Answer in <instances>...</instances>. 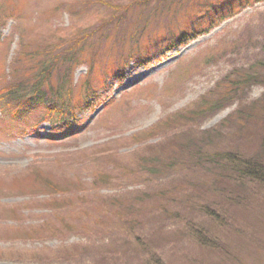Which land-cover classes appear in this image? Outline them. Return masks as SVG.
Masks as SVG:
<instances>
[{
	"label": "rangeland",
	"instance_id": "obj_1",
	"mask_svg": "<svg viewBox=\"0 0 264 264\" xmlns=\"http://www.w3.org/2000/svg\"><path fill=\"white\" fill-rule=\"evenodd\" d=\"M176 1L0 0V95L78 56L72 133L0 99V264H264V188L223 161H264V0L184 43L210 17Z\"/></svg>",
	"mask_w": 264,
	"mask_h": 264
},
{
	"label": "trees",
	"instance_id": "obj_2",
	"mask_svg": "<svg viewBox=\"0 0 264 264\" xmlns=\"http://www.w3.org/2000/svg\"><path fill=\"white\" fill-rule=\"evenodd\" d=\"M236 4H242V6L248 7L250 4V0H233ZM197 5L199 7L198 14L199 18L202 19L204 17H210L209 27L202 29L201 31H195V29H190L193 31L192 34H189L188 30L187 32H181L178 37V41L181 43L186 42L188 39H193L199 34H204L208 32L211 24H215L217 20H221L225 17H229V15L233 14L235 11L234 7H227L226 10L219 8H216L217 0H197ZM183 4V0H177L175 3H172L171 7L169 8V13H174V11L177 9L178 6ZM202 8H205L206 10H203ZM190 13V12H189ZM86 38V36L84 37ZM83 38V39H84ZM82 40L73 41L70 44L69 47H67V50H73L76 49L77 51L82 48L80 45V42ZM175 38L171 39L170 46H175ZM131 49V48H129ZM136 50V51H135ZM131 49L129 51L133 54V56H137L138 53H140V49ZM135 51V52H134ZM82 52V51H81ZM129 55V54H128ZM77 53L72 52L70 54H64L62 58L64 59V62L66 64V68L63 71V74L60 76V80L57 79L55 89L50 84V76L54 71V68L56 64L59 62V57L55 58L53 60V63L55 64L54 68L52 69V65H49L45 67L42 63V68L39 70L38 77H35V80L32 82L30 86H23L24 84L20 83L19 90L21 93L16 92L17 89H15L13 94H17V96L12 95L11 93H4V95H0V99H6L8 102L6 103V109L3 108L5 111H12V112H19L20 110H28V109H36L42 108L44 110H47V113H51L50 121H54L53 125H59V130H63L67 128L69 133H72L74 130L70 127L69 121H68V115L67 111H69L68 108H70V86L67 83V78L71 76V64L75 62L77 59ZM133 59V58H129ZM91 63L89 64V71H93L94 63L91 58ZM119 65L116 66V73H122V64L119 61ZM58 72V71H57ZM59 73V72H58ZM118 75V74H117ZM45 85L48 89V91H43V93L40 91L42 86ZM52 92V93H51ZM47 93V94H46ZM64 93L66 94V98L64 97ZM50 95V96H49ZM30 96V97H28ZM66 99V100H65ZM88 99V98H87ZM1 108V107H0ZM20 108V109H19ZM11 109V110H7ZM68 109V110H67ZM18 110V111H17ZM224 163L227 169L234 175L236 178L240 181H248L255 185H258L260 187L264 188V161L262 159L253 158V157H245L243 155H240L238 153L230 152L226 153L224 156ZM210 216L215 217L218 221H221V224H224V219H220L218 215H215L211 213ZM199 231L194 229V235L197 239V241L204 247L211 246V248H217V243H211V242H204L201 238L203 235V231L198 229Z\"/></svg>",
	"mask_w": 264,
	"mask_h": 264
}]
</instances>
